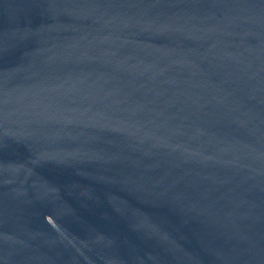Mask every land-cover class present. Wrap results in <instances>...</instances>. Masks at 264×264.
I'll use <instances>...</instances> for the list:
<instances>
[{
	"label": "water",
	"instance_id": "obj_1",
	"mask_svg": "<svg viewBox=\"0 0 264 264\" xmlns=\"http://www.w3.org/2000/svg\"><path fill=\"white\" fill-rule=\"evenodd\" d=\"M0 264H264V0H0Z\"/></svg>",
	"mask_w": 264,
	"mask_h": 264
}]
</instances>
